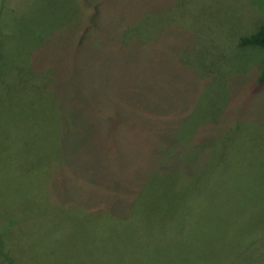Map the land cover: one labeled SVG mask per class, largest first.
I'll return each mask as SVG.
<instances>
[{
  "label": "rangeland",
  "instance_id": "obj_1",
  "mask_svg": "<svg viewBox=\"0 0 264 264\" xmlns=\"http://www.w3.org/2000/svg\"><path fill=\"white\" fill-rule=\"evenodd\" d=\"M82 15H102L114 27L130 23L121 28V42L106 37L95 44L98 49L90 47L89 60L100 68L96 72L89 68L91 74L86 77L80 70L91 64L82 59L76 38L64 32ZM263 26L264 0H0V212H24L19 221L26 220L21 228L18 223L0 221V264H18L24 252L26 264L49 253L43 242L53 216H45L51 204L46 200L48 181L57 176L62 182L73 168L71 163L62 167L60 155L54 157V146L59 143L62 122L77 111L76 94L86 81L93 93L102 91L99 94L121 105L117 116L140 117L152 135L148 141L141 139L144 154L155 155L147 148L156 141L159 159L162 142L177 135L188 148L190 161L207 151L201 158L207 156L208 162L193 177L181 172L175 176L154 173L137 196L134 211L158 199L170 198L177 205L176 198L180 203L201 187L203 193L195 195L209 214L221 213L228 221L235 218L232 232L242 226L239 221L244 214L258 217L260 208L255 205L260 200L264 205V85L256 82L264 48L241 46L240 39ZM132 40H137L139 52L130 60ZM195 136L211 139L192 146ZM93 146L92 142L83 146L88 149V159L83 160L87 168L83 175L78 173L74 186H68L73 188L69 197L83 203L69 210L72 219L79 218L67 242L69 258L62 263L64 254L54 251V264H192L185 257L193 248L214 252L230 243L229 233L228 238L207 233L202 221L195 233L171 239V233L161 234L164 221L158 214L147 225L148 234L126 227L113 234L99 230V222L110 216L94 219L87 199H108L102 180L85 175L88 170L109 174L111 164L101 159L99 148L89 150ZM167 150L174 151L170 146ZM90 153L96 158L92 166ZM137 181L125 179L129 188L137 187ZM66 210L60 205L57 212ZM217 229L224 234L222 227ZM62 233L59 240L66 235ZM185 247L187 252H181ZM99 254L108 259H100ZM217 254L212 255L213 261Z\"/></svg>",
  "mask_w": 264,
  "mask_h": 264
},
{
  "label": "trees",
  "instance_id": "obj_2",
  "mask_svg": "<svg viewBox=\"0 0 264 264\" xmlns=\"http://www.w3.org/2000/svg\"><path fill=\"white\" fill-rule=\"evenodd\" d=\"M112 22L113 21L111 20L103 18L102 15H82L76 22L77 25L72 24L73 26L70 25L64 27V32L69 31L68 35L70 38L72 40H75L76 38V41L79 42L78 50H80L82 52L81 54L85 57L82 59L91 64L90 67L82 68L80 70L82 77L91 74L87 72L89 68H93L95 72L100 68L97 62L96 65L93 66L89 60L91 56L89 53L90 47L92 46V50L94 48L98 49L99 46H96L97 42L99 41L101 43L100 39L104 40L106 37L115 43L121 42V37L119 36L123 30L121 28H127L130 24L127 21H124L120 27L119 25L118 27H114ZM135 22L136 21H134V24ZM110 31L111 33H109ZM112 31L117 34H114ZM105 41L107 43L109 42L107 40ZM131 42L132 43L128 44V46L130 45L129 48L131 52L130 60L139 52L137 40H132ZM71 44L73 43H70V45ZM240 45L264 48V26L258 29L255 33L242 37L240 39ZM86 47L88 50H86ZM83 48L85 49L81 50ZM131 69L133 70V68H128L126 71H131ZM87 82L88 81L85 82L84 86H81V89L78 88L76 94L78 95L77 104L74 105L77 111L74 114H71V116H68V118L62 122L63 126L62 131L60 132V140L58 145L55 144L54 146L56 153L54 157L58 154L60 155L58 159L60 160L62 167L66 169L71 163L73 168H71L68 178L64 176L62 182H60V179L57 180V176L55 178H50L48 181L49 193L46 196V200L47 203L51 204L47 205L49 208L45 211V216L48 214H53V216H50L48 222L50 225L47 227V230L50 231V233H48L43 242H46V250H48L49 253L45 255L41 254V258L38 259L39 261H34L32 263L29 262V264H54L51 259L54 251L57 253L62 252V254H64L63 260H61L62 263L68 261L70 245H68L67 242L71 237L70 232L77 223L74 221H79V218H71L73 215L71 212L73 211L69 210H71L70 208L72 207L75 208V205L77 204H83L72 200L69 197L70 194L72 195L70 191H72L73 188H69L68 186L70 184L74 186L77 181L78 173L83 175L81 173H83L84 168L86 170L88 163L83 160L88 159L85 156L88 149H83V146L86 147L90 142H92L94 146L89 150L93 151L94 148L96 152V148H99L101 151V159L107 160L111 164V172L109 174L101 173L97 175L94 174L92 170H88V174L85 175L90 176L91 179L99 177L102 180L101 184L103 186L104 196L105 199H108V201H105L104 198H102V200H99L98 202L94 197H92V199H87V203L93 208L91 213L94 215V219L95 216L106 213L110 216V218L99 222V230H109L113 234L115 231H118L117 229H123L126 227L132 228V231L135 233L137 231L138 234L141 231L147 233V225L151 223L154 218L153 216L158 214V218L164 221V228L162 229L163 231L161 234L165 236L167 233H171L170 238L172 239L175 237L177 240L178 234L181 236L185 234L183 236H187L191 232L195 233L194 230L197 229L196 225H199L198 222L202 221L205 223V230L207 233L213 231L211 234L216 233L223 237H227L226 234L229 233L231 236V238H229L230 243L228 245H223L222 249L214 251L218 253L217 258L214 261L211 259L214 254L213 249H202L198 247L196 250L193 248V250L190 251L191 254L189 252L190 256L185 257L189 262L192 259V264H263L264 239L262 238V235H264V212H262V209H264V205H260V202H262L261 200L259 201V205H255V208L258 207L261 209H258L256 212L258 217H252L253 215L247 216L244 214L239 221L242 226L234 232L231 231L232 229L230 226L231 223L234 224L235 218L229 217L230 220L228 221V219H223L224 216H222L221 213H219V215L215 213L217 217H214L215 215L213 216V214H209L208 209L202 206L203 202H201V199L196 198L195 193H199V195L203 193L200 191V189H202L201 187L197 192L187 196L180 203V199L177 201L176 198L177 205L173 204V201L170 198H168V200L158 199L149 203L147 207L145 206L142 210L134 211L133 206H135L136 198H138L137 196L142 192L154 173L175 176V174L181 172L185 173L186 178L193 177L208 162L209 158L207 156L205 157V160L203 157L201 158V156L204 153L206 154L207 151L202 152L195 161H190L191 159L193 160V158L188 153L186 145L179 143L177 135L175 140H171L170 142L166 140L162 142V154L159 159L156 155L158 144H156V141L151 145L153 148H150L151 146L147 148L153 150L155 155L152 157L144 154L142 151L146 149L140 147L141 139L148 141L149 137L152 135H150L149 131L143 127L140 122V117H135L133 114H131L130 117H126L125 115H121L120 117V114L117 116L116 111L120 109L121 105L117 102L115 104L110 98L106 99L104 95L99 94L102 91L97 90V92L93 93L89 86H86ZM256 83L258 86L264 85V63ZM97 97H99V100ZM100 123L102 124L101 128ZM106 130L108 133L104 135ZM153 134L155 133L153 132ZM210 139L211 138L202 140L200 137L197 138L195 136L192 140V146H200V144L209 142ZM149 142L151 143L150 140ZM168 146L173 148L174 151L169 152L167 150ZM76 147H78L77 150ZM90 155L91 158H89V165L92 166L91 161L95 157H93V154L91 153ZM76 159H79V161ZM121 177H124V181L121 180ZM126 178L139 179V181H137L138 186L129 188L130 182H128L127 185L125 183ZM67 182L69 183L68 185H66ZM213 182L214 181H212V183ZM58 183L62 184L57 187ZM52 204L55 207H51L50 205ZM60 205L66 207L67 210L64 212L59 211L60 213H58L57 210L60 208ZM201 210L204 211L203 218L199 216ZM23 213L24 212H12L10 215V213L0 212V221L14 225L18 223V228H21L24 225L23 221H26L24 219L19 221V216ZM249 225L255 226L249 227ZM218 226L222 227L223 235L217 229ZM51 229H53V231H51ZM62 231V234L66 235L62 240H59L61 235L60 232ZM28 232L29 231L26 230V237L29 235ZM157 233L158 230L155 231L156 235ZM34 240L35 239H33V241ZM257 240L262 241L256 245ZM28 241H31L30 237H28ZM68 243L70 244V241ZM210 244L214 246V244ZM220 244L221 242L218 246H220ZM215 248H217V246ZM44 250L45 247L43 245V250L41 249V252ZM181 252L186 253V247L182 248ZM24 253L20 254L18 264L25 263L23 259L25 255ZM103 255L105 254H99L97 256L103 260L105 258L108 259V256ZM119 263H121V261H119Z\"/></svg>",
  "mask_w": 264,
  "mask_h": 264
}]
</instances>
